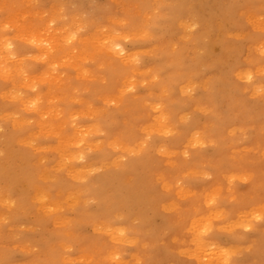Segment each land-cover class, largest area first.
Here are the masks:
<instances>
[{
    "label": "rangeland",
    "instance_id": "rangeland-1",
    "mask_svg": "<svg viewBox=\"0 0 264 264\" xmlns=\"http://www.w3.org/2000/svg\"><path fill=\"white\" fill-rule=\"evenodd\" d=\"M224 2L236 0H0V155L9 153L5 149H22L34 155L45 178L38 187L53 191L45 195V202L59 203L42 227L34 213L22 208L16 194L0 197V264H94L98 260L100 254L84 250L85 239L97 236L93 226L79 217L78 209L63 203L60 192L54 189L59 178L69 179L83 191L85 201L79 207L96 211L98 202L83 187L104 169L96 161L94 145L105 140L102 125L109 114L125 107L117 90L126 89L137 101L134 113L141 116L138 113L133 123L150 141L158 136L142 128L147 123L148 104L162 107L168 101L172 105L183 93L192 99L202 98L232 69L231 83L236 86H249L264 78V0H237L239 15L233 21L226 20L225 25L223 13L211 11ZM174 15L180 18L175 20ZM223 41L228 42L232 53L222 51ZM111 42L124 49L118 57L106 51ZM208 44L213 45V52L205 57ZM118 62L125 64L120 87L97 90L108 85V76ZM178 63L194 70L183 77L179 69L170 70ZM183 80L186 85H181ZM257 94L254 88L242 96L249 105H255L261 103ZM198 113L204 123V109ZM192 116L187 114L188 119ZM116 121L124 123L126 116L120 114ZM253 121L249 115L243 122L247 131L228 136L235 137L240 145L250 143L252 135L260 131L252 127ZM71 132L73 138H79L71 148L81 154L77 160H62L67 149L62 141L67 136L74 140ZM174 132L170 126L167 137ZM200 150L205 152V161L185 180L194 190L219 204H228L211 186L220 175L215 170L234 160L243 175L234 187L260 196L252 197L254 200L264 199V154L258 147L250 145L249 151L241 150L231 160L227 145L218 154H213L210 145ZM186 156L190 158V154ZM91 163L96 166L91 176H70L71 165ZM6 187L1 182L0 193ZM147 215L154 226L163 223L160 215L150 211ZM59 217L68 220L67 228ZM117 222L126 224L127 218L119 216ZM262 223L264 219H259L257 225ZM180 231L178 227L168 229L166 238L177 237ZM250 231L237 230V239H246ZM42 234L48 240H43ZM222 240L225 246L231 241ZM133 250L134 246L122 245L120 256L128 257ZM150 255L145 252L139 263L151 264ZM240 256L241 263L255 260L251 253Z\"/></svg>",
    "mask_w": 264,
    "mask_h": 264
},
{
    "label": "bare ground",
    "instance_id": "bare-ground-1",
    "mask_svg": "<svg viewBox=\"0 0 264 264\" xmlns=\"http://www.w3.org/2000/svg\"><path fill=\"white\" fill-rule=\"evenodd\" d=\"M216 9L223 13V25L226 20L233 21L239 15L237 0L219 3L211 11ZM178 18L173 16L175 20ZM221 47L226 54L233 51L227 41H223ZM123 50L119 43L106 45L107 53L113 57H118ZM212 52L213 45H206L204 56L208 57ZM115 66L108 76V85L97 90L118 88L125 64L118 62ZM173 69H179L178 73L184 77L194 67L178 63L170 68ZM234 73L232 69L223 74L222 81L213 83L202 98L192 99L183 93L172 105L168 101L162 107L156 103L148 104L145 107L147 123L142 128H149L158 136L150 141L137 131L133 123L139 113H134L138 110L137 101L127 94L126 89L117 90L125 107L109 114L102 125L105 140L94 145L96 161L104 169L100 174H94L89 184L83 187L98 202L96 211L90 213L79 207L85 201L83 191L69 179L59 178L54 189L60 192L62 202L78 209L79 217L96 231V237L85 239L84 247L88 253L100 254L94 264H140L145 252L151 254V264H264V223L257 225L259 219H264V199L254 200L252 197L260 196L246 194L234 187L237 180L243 179L239 164L232 160L227 167L215 170L220 175L211 190L216 195L221 194L228 204L215 202L213 197L194 190L192 183L185 181L187 174L196 171V166L205 161V152L200 150L203 145L212 146L213 154H218L221 147L227 145L230 160L241 150L249 151L250 145L258 147V152L264 154V78L249 86L240 83L236 86L231 83ZM183 81L181 85H186L187 82ZM254 88L261 103L249 105L242 95ZM173 105L176 106L172 108ZM125 108H128L126 112ZM201 108L207 114L204 123L199 118ZM188 113L193 114L191 119L187 118ZM120 114L126 116V122L116 121ZM249 115L254 118L252 127L260 131L252 135L250 143L246 141L240 145L228 133L247 131L243 122ZM170 126L175 132L172 137H167ZM73 135L71 132L70 137ZM73 139L67 136L62 141L67 147L62 160L73 161L80 157L81 151L71 148L78 144L79 138ZM7 150L9 153L0 155V183L7 185L0 197L16 194L22 208L34 213L44 227L59 203L54 200L53 204L45 202V195H52L53 191L38 187L39 181L45 178L34 155L22 149ZM77 166L70 167L72 178L95 173L94 163ZM157 166L161 168L159 171ZM179 180L185 182L180 185ZM247 183L255 185L252 181ZM148 211L160 215L163 223L154 226ZM119 216L126 217L127 223L117 222ZM58 221L66 228L69 226L63 217ZM173 227H178L182 234L166 238V232ZM246 229L251 230L246 234L248 237L237 239V230L244 232ZM145 232H148L147 236ZM222 237L229 238L230 244H222ZM46 238L43 236V240H48ZM122 245L134 246L128 257L120 256ZM243 253H251L255 260L239 262Z\"/></svg>",
    "mask_w": 264,
    "mask_h": 264
}]
</instances>
